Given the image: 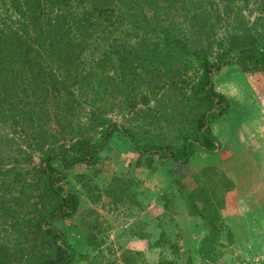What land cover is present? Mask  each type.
<instances>
[{
	"label": "rangeland",
	"instance_id": "374dc122",
	"mask_svg": "<svg viewBox=\"0 0 264 264\" xmlns=\"http://www.w3.org/2000/svg\"><path fill=\"white\" fill-rule=\"evenodd\" d=\"M101 1L107 3L106 12L99 15L98 20L93 19L95 25L89 28L90 37L83 54L84 64L79 68L94 71L108 85L103 106L111 109L102 111L103 117L108 120L105 126L116 123L132 129L142 142L150 139L172 140L182 131L192 128V118L197 114L191 105L192 86L202 71L197 61L185 60L182 76L175 79L173 84L169 83V69L163 64L165 47L161 35L158 37L140 31L132 23L136 17L122 19L119 15L122 8L117 3ZM207 8L208 13H212L211 20L217 17L223 19L222 25H217L213 30L206 28V33L201 36L203 49L211 60H215L221 53L218 44L222 41L223 47L229 46L227 37L234 30L230 22L235 21L237 10L234 6H226L224 0H213V4L207 5ZM144 10L147 14L151 13L147 7ZM11 12L14 13L3 15L0 19V29H17V25L10 27L8 22L22 18V15L20 12L16 14L15 10ZM238 12L250 25L259 16L258 1L255 3L250 0L248 8ZM171 13L165 25H171L181 34L191 35L193 28L188 27V21L183 22L182 8L177 6ZM212 33L213 36L208 37ZM7 46L9 44L4 51H8ZM16 50L20 53L12 55L11 49L8 59L11 65L0 63V82L7 77L4 74L9 73L10 68H4L15 62L21 63L23 48ZM233 65L238 67L236 64L224 65L220 70L227 73ZM22 66L17 64L11 74L15 80L14 94L28 97L30 92L35 91L37 96L27 98V103L40 105L41 120L48 130L47 134L58 133L60 129L56 145H69L73 141L69 140L71 134L61 133L63 127L54 120L56 114L60 113L65 114L68 118L66 122H71V126L73 122L87 121L91 109L83 101L79 77H76L71 66L52 63L51 70H48L57 75L59 90L43 91L42 85ZM217 73H213L215 88L218 86L215 85ZM127 77L132 79L137 98L147 95V104L138 103L132 108L129 101H125L119 90L122 82L127 84L121 81ZM15 98L12 96L13 100ZM75 104L78 109L69 115L65 111L66 107ZM18 118L17 112L9 104L0 103V255L5 257L6 253H11V262L8 264H24L32 252L43 248L42 242L33 231L28 232L26 223L18 221L17 216L35 219L41 211L52 205L40 195L41 188L38 185L21 190V183L3 176L5 168L19 162L16 170L24 182L39 184L37 169L42 151L37 150L34 143H29L32 141L30 134L20 131L21 126L14 120ZM103 131L104 128L97 127L92 138L97 139ZM48 144H51L50 140ZM99 157L100 161L95 166L80 164L65 171L66 190L77 192L80 196L78 212L58 220L75 249L73 264H264V215L255 214V219L247 215L245 219H239L233 212L224 213L227 205L224 204L223 195L234 185L229 178L216 183L220 193L216 194L215 203L199 200L201 203L197 206L208 218L210 210L216 206L212 213L217 212L221 218L217 227L218 241L223 247L219 249L220 254L213 255L214 261L209 262L203 255L205 235L210 237L212 229L206 226L208 220L194 216L183 203L176 201L164 204L161 188L158 190L159 187H153L159 185L158 174L162 173L158 170L154 172V168L157 164L164 168L158 156H153V163L148 165L124 134L114 132ZM124 182H129L128 189V183ZM236 207L240 212L242 208L250 209L246 205Z\"/></svg>",
	"mask_w": 264,
	"mask_h": 264
},
{
	"label": "trees",
	"instance_id": "16d2710c",
	"mask_svg": "<svg viewBox=\"0 0 264 264\" xmlns=\"http://www.w3.org/2000/svg\"><path fill=\"white\" fill-rule=\"evenodd\" d=\"M111 1L122 8L119 12L120 18L136 17L132 23L140 31L143 30L145 33L158 37L161 35L165 47L163 64L167 70L169 69L167 76L169 83L173 84L175 79L182 76L181 70L185 66V60L197 61L202 71L192 86L191 102L192 109H195L197 114L192 118V128L182 131L174 139L167 141L150 139L142 142L138 133L132 129L116 123H109L105 126L108 120L103 117L102 111L111 109V107L103 106L108 85L106 86L105 79L96 75L94 71H85L79 66L84 64L83 54L90 37L89 28L95 25L94 18L98 20L99 15L105 14L107 3H102L101 0H0V19L3 15L8 16L14 13L11 12L12 10L22 15V18L11 19L8 22L10 27L17 25V29H0V63L11 65V61L8 60L11 56V49L12 55L19 54V50L16 49L20 47L23 48L24 53L21 63L15 62L12 66L4 68L5 70L10 69L9 73L4 74L7 77L0 82V103L9 104L12 110L17 112L19 118L14 120L21 126L20 131L30 134L32 141L29 143H34L36 149L42 151L37 169L39 184L38 182L36 184L24 182L16 170L19 162L5 168L3 176L15 183H21V190H28L31 185H38L41 188L40 195L44 197V200L52 202V205L41 211L35 219L21 218L19 214L17 216L18 221L26 223L28 232L33 231L43 244V248L36 253L32 252L24 264L74 263L75 249L68 241L66 232L59 226L58 220L71 217L78 212L80 196L77 192L66 190L64 182L67 180V174L65 171L80 164L97 165L102 148L109 142L114 132L124 134L141 158L146 159L148 165L153 163V156H158L159 163L163 164L164 168H160L161 165L157 164L154 172L158 170L170 177L169 185L160 190L164 204L176 201L181 203L183 200L184 205L189 207L194 216H198L200 220H208L206 226L212 229L210 237L205 235L203 245L206 248L203 255L209 262H213V255L220 254L219 249L223 247V244L218 241L219 227H217L221 218L217 212L212 213L216 206L210 210L208 218V215L203 214V210L200 211L197 208L196 201L215 203L216 198L212 199L217 193L213 183L216 184L214 180L219 174L213 168L204 169L197 177L198 186L186 193L181 170L199 147L207 153H214L218 149V141L212 134L211 124L226 113L229 103L226 96L216 90L213 73L219 72L224 65L232 64L238 65L243 72L264 71V0H253L255 3L258 1L259 16L250 25L238 15V10L248 8L250 0H224L226 6L236 8L237 15L234 16L235 21L230 22L231 29L234 30L227 37L229 46L228 48L223 47L221 41L218 44L221 53H218L215 60L209 58L203 49L201 39V36L206 33V28L213 30L214 27L223 23V19L218 17L211 20L212 13H208L207 5H212L213 0ZM177 6L184 11L183 22L188 21V27L193 28L191 35L181 34L175 28L172 29L171 25H165L171 12ZM145 7L151 11L150 14L144 10ZM211 36L213 33L208 34V37ZM7 44L10 50L4 51ZM52 63L67 64L72 67V70L76 72V77L80 79L83 101L91 109L87 121L73 122L72 126L71 122H66L68 118L65 114H56L54 121L63 127L61 133L72 136L69 140L73 141L67 146L56 145L60 129L58 133L48 132L47 134L48 130L45 129L41 120L40 105L27 103V98L37 96L36 92L32 91L29 96L27 95L28 97L18 96V98L14 94L16 93L15 87V90L13 89L15 80L11 74L16 65L21 64L42 85L43 91L59 90L57 75L48 70L49 68L51 70ZM121 81L127 82V84L122 82V88L119 91L125 101H129V106L134 108L138 103H148L149 98L146 94L137 98L132 79L127 77ZM12 96L16 97L15 100ZM77 109L78 106L75 104L66 107L65 111L72 115ZM97 127L104 128V131L102 135L94 139L92 133L96 132ZM49 140L51 144H48ZM220 179L224 180L225 177L221 176ZM127 183L126 188L128 189L129 182ZM87 192H89L88 189ZM10 262L11 253H6L5 257L0 255V264Z\"/></svg>",
	"mask_w": 264,
	"mask_h": 264
},
{
	"label": "crops",
	"instance_id": "0c3cea01",
	"mask_svg": "<svg viewBox=\"0 0 264 264\" xmlns=\"http://www.w3.org/2000/svg\"><path fill=\"white\" fill-rule=\"evenodd\" d=\"M234 67L237 66L229 67L227 73L219 70L215 79L216 89L229 103L226 113L211 124L218 149L207 153L199 147L181 173L188 193L198 186L197 177L204 169H215L219 174L216 183L224 176L234 184L223 195L227 205L224 213L233 212L239 219H245L247 215L255 219V214L264 215V71L243 72ZM158 176L160 183L153 187L166 188L170 177L164 173ZM213 186L216 193H220L217 184L213 183ZM181 203L185 204L183 200ZM199 203L196 201L197 206ZM237 205L250 206V209L242 208L240 212L234 208Z\"/></svg>",
	"mask_w": 264,
	"mask_h": 264
}]
</instances>
